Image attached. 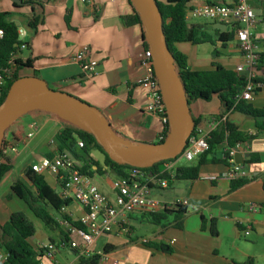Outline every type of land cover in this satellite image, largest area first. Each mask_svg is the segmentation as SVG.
<instances>
[{"label": "crops", "instance_id": "crops-1", "mask_svg": "<svg viewBox=\"0 0 264 264\" xmlns=\"http://www.w3.org/2000/svg\"><path fill=\"white\" fill-rule=\"evenodd\" d=\"M208 1L224 3L228 0H189L186 12ZM247 3L256 19L250 31L258 44L259 53H264V0H247ZM35 7L25 0H0V12H8L6 20L24 31L21 40L26 48L20 50L16 58L22 62L29 60L30 66L20 68L24 70L22 76L34 73L51 89L66 92L94 107L117 133L116 140L120 145L136 149L155 143L162 123L145 110L144 89L134 83L143 73L137 65V54L142 48L140 28L135 24H124L121 19L130 13L128 2L49 0L39 11ZM32 9L39 20L34 29L26 26ZM185 18L187 22L188 18L193 17L186 15ZM200 19V22L187 23L213 35L211 28L214 29L212 26L217 22ZM224 26V32L231 33L228 26ZM231 37L220 49V42L216 41L218 55L213 54V48L208 42H175L174 48L185 56L186 64L192 70H208L213 64H219L233 71L241 63V57L233 35ZM80 45H87L88 57L96 62L89 73H83L71 59ZM237 75L247 78L248 72L243 70ZM251 77L264 79V67L257 63L251 71ZM247 102L254 107L264 106V83H259L257 93ZM188 107L191 116L198 119L197 128L202 131L207 130L210 117L220 113L215 97L208 101L196 100ZM50 114L32 110L22 115L14 124L22 127L20 143H29L31 137L25 139L23 136L31 121L36 123L35 134L38 130L37 121L40 125L51 123L55 133L60 128V122ZM220 119L233 123L247 133L255 130L251 119L231 110L222 114ZM54 149L52 136L42 158L48 157ZM222 150L223 145H218L217 157H221ZM90 155L99 161L102 158L97 151ZM8 158L11 159V156ZM232 161L239 165L235 176L246 180L233 190L229 189L230 180L220 175L226 170L227 163L201 166L199 176L194 180H174L167 188L156 185L148 187L150 198L171 209L175 201L185 200L182 203L185 212L180 221L159 227L142 221V214L148 211L127 213V234L116 229L99 235L89 244L88 253L100 252L103 256L95 264H229L240 263L247 258H251L253 264H264V131L241 143ZM170 165L174 169L179 164L175 160ZM22 168L19 174L9 175V170L0 179V223L5 222L14 211L23 212L27 218L28 213L31 214L26 204L10 191L11 182L23 178ZM109 174H94L97 177L92 175L90 179L101 193L113 200L111 183L116 177ZM210 175L220 176L209 180L206 177ZM42 176L51 188H57L53 177L46 173ZM166 189L169 193L164 192ZM250 204L258 207V210L246 208ZM65 211L71 220L79 219L82 214L74 202L69 203ZM211 221L215 234L209 231ZM31 222L34 234L28 239L29 244L33 248L46 243L54 245L52 258L42 253L41 264H78L79 258L87 257L86 254L77 257L74 249L67 244L61 245L59 230H49L40 221L37 226ZM148 238L154 243L161 241L171 251L164 253L147 246L142 239ZM68 240L80 242L75 233L70 234Z\"/></svg>", "mask_w": 264, "mask_h": 264}, {"label": "trees", "instance_id": "trees-1", "mask_svg": "<svg viewBox=\"0 0 264 264\" xmlns=\"http://www.w3.org/2000/svg\"><path fill=\"white\" fill-rule=\"evenodd\" d=\"M29 4L36 6L39 11L41 5L37 2H30ZM130 6V13L123 16L121 19L124 24H135L141 29L140 19L131 5L129 0H126ZM189 0H154L159 15L161 17V30L163 33L166 48L168 49L174 66V71L179 79L182 91L189 106L190 103L196 100L208 101L211 97H215L220 107V113L215 117L220 118L222 114L231 110L244 117L251 119L254 123L255 130L252 133H247L239 130L236 125L227 121L220 120L213 129L207 133L206 142L207 150L199 154L192 163L179 164L173 169V174L170 183L174 180H194L199 176V168L208 163H226L224 157H217L216 149L220 144L226 146H233L234 143H243L249 139L254 138L258 133L264 131V106L254 107L249 102L244 100L234 101L233 97L243 87L246 79L237 75L234 71L228 70L219 64H213L208 70H192L186 64L185 56L174 48L175 42H191L198 44L208 42L212 46L214 55H218L219 51L215 46L216 41L220 42L222 48L225 42L232 39L231 33L212 29L213 35L199 31L195 25L187 23L185 18L186 4ZM215 3H222L214 1ZM208 1V3H214ZM8 12H0V28L3 30V36L0 39V61L8 57L19 41L17 38V26L6 20ZM37 15L34 14L33 9L30 16L26 20V26L35 28L38 24ZM141 48L146 49L147 44L145 40L141 41ZM16 71L12 78L5 82L2 94L0 96V104L3 102L10 84L20 77L18 70L21 67H29L30 61L14 60ZM258 64L264 67V53L259 54ZM32 75L35 76L33 73ZM253 82L264 83L263 78H252ZM258 88L253 89L256 94ZM52 114V113H51ZM60 122V128L53 135L54 152L68 151L72 158L78 162V171L91 177L94 174L100 175L104 173H111L115 177H128L129 173L135 168L127 164H119L110 160L103 149L95 142L93 136L74 125L68 120L62 119L55 114H52ZM192 120V134L197 125L198 119ZM21 117V116H20ZM16 119L9 124L3 131L0 141V150L6 146H15L21 142L22 127L20 125L14 126ZM112 130V129H111ZM112 133L117 137V133L112 130ZM168 127L167 123L162 124L159 133L160 138L155 142H163L167 138ZM82 141V147L78 148L75 143L77 140ZM97 151L101 154V160H96L90 153ZM53 153L47 156L51 157ZM181 154V153H180ZM174 158L159 160L149 167L137 168L143 173L145 179L147 176H157L159 178H168V173L162 170V164L166 162L175 161L179 156ZM11 159L4 157L0 160V179L11 169ZM23 178H16L10 184V191L22 200L30 213L38 219L44 227L49 230L57 229L61 234L62 245H68L69 231L62 225L58 224L57 219H64L71 226L81 229L82 226L79 220H71L65 207L73 202L71 199H60L55 190L51 188L44 180L42 174H38L30 170L29 166L22 168ZM154 178L147 180V186H155ZM57 186H60V181L56 179ZM246 182L245 179L235 177L230 180L229 189L240 186ZM173 208L164 206L160 211L154 213L142 214V221L149 224H155L159 227H165L172 223L177 224L185 212V207L180 204H174ZM63 208V209H61ZM202 220V219H201ZM203 222V220H202ZM209 231L215 234L213 228V221L210 222ZM34 234L33 223L21 211L11 212L8 219L0 223V250L6 253V259L3 264H36L42 255L43 249L40 247L33 248L28 239ZM145 244L155 250L168 253L170 248L159 241L158 243L151 242L148 238ZM99 256L90 255L88 257H81L78 264H95ZM229 264H253L251 258L245 259L243 262H231Z\"/></svg>", "mask_w": 264, "mask_h": 264}, {"label": "built area", "instance_id": "built-area-1", "mask_svg": "<svg viewBox=\"0 0 264 264\" xmlns=\"http://www.w3.org/2000/svg\"><path fill=\"white\" fill-rule=\"evenodd\" d=\"M30 2H38L41 7L48 4L49 0H29ZM82 2L86 0H80ZM193 18H202L217 23H223L228 26L229 31L233 35V41L239 55L241 63L236 65L233 71L239 74L243 70L248 72V76L240 91L234 95V101L252 99L254 93L253 89L258 88L259 83L253 82L251 79V71L258 63L259 49L256 40L254 39L250 29L254 26L256 19L253 11L247 3V0H228L224 3H203L200 6L189 8L185 14ZM17 38L19 43L14 46L15 49L8 54V57L0 61V96L2 94L5 82L9 81L16 71L14 60L20 50L26 48V44L21 40L24 36V31L17 28ZM3 36V30L0 28V39ZM71 59L77 63L79 69L83 73H89L93 70L96 62L88 57L87 45L78 46ZM137 65L142 69L143 73L138 77L134 83L135 85L144 89L145 110L157 117L160 122L166 123V115L164 104L161 99L160 89L157 79L153 72L151 53L148 48L141 49L137 54ZM220 118L215 116L210 117L207 130L202 131L195 127V130L190 134L186 140L179 157L186 161H192L203 151L207 150L206 142L207 133L214 128L220 121ZM36 123L31 121L28 125V131L24 134L25 139H29L35 134ZM160 136L158 137V139ZM241 143L236 142L233 146L223 145L221 157L226 159L227 168L220 175L228 180L235 178V174L239 169V165L233 163L232 156L238 149ZM75 145L82 147V141L77 140ZM15 152V146H6L0 150V160L9 156L10 153ZM30 170L35 173H46L51 177L60 181V186H57L55 192L60 199H71L76 203L82 211L79 217L81 229L75 228L67 223L64 219H57L58 224L66 228L70 234L75 233L79 237V243L69 241L68 246L76 251V256L83 255H97L99 259L103 256L100 252L88 253V246L92 240L101 234H107L118 229L127 234L129 229L127 227V213L135 210H144L149 213H154L161 210L162 205L158 200L148 196L147 180L154 178L155 185L159 188H167L170 184L173 169L170 162L162 164V170L168 173V178H159L157 176H147L145 179L143 173L135 167L128 175V177H116L111 187L114 192L113 200H109L103 193H101L97 186L91 182L88 175L78 171V164L72 158L68 151L55 152L51 157H43L38 162L30 163ZM220 175H210L206 178L215 180ZM185 200H177L173 203H184ZM172 205V206H173ZM246 208L252 211L258 210V207L250 204ZM63 209V208H61ZM244 233H247L244 231ZM146 239H142L145 242ZM62 245V243H61ZM53 244L46 243L39 246L43 249L42 253L47 258H52ZM6 259V253L0 250V264H3ZM41 259H38L36 264H41ZM111 264H116L112 262Z\"/></svg>", "mask_w": 264, "mask_h": 264}, {"label": "water", "instance_id": "water-1", "mask_svg": "<svg viewBox=\"0 0 264 264\" xmlns=\"http://www.w3.org/2000/svg\"><path fill=\"white\" fill-rule=\"evenodd\" d=\"M129 1L140 19V40H145L151 53L153 72L165 108L167 138L136 149L122 146L109 123L94 107L66 92L51 89L43 79L30 75L15 79L0 104V141L4 129L13 121L29 111L42 110L90 133L115 163L144 168L181 153L193 124L172 57L165 45L161 17L154 0ZM212 27L219 31L225 29L222 23H214Z\"/></svg>", "mask_w": 264, "mask_h": 264}, {"label": "rangeland", "instance_id": "rangeland-1", "mask_svg": "<svg viewBox=\"0 0 264 264\" xmlns=\"http://www.w3.org/2000/svg\"><path fill=\"white\" fill-rule=\"evenodd\" d=\"M193 21L200 22L201 19L200 18H188L187 19V22H193ZM23 72H24L23 69H19L18 70L19 76H22ZM38 125H39V128H38ZM37 129L38 130L36 134L29 139V143L17 144L15 148L16 149L15 153L9 154L12 160V169H10L11 171L9 175H12L15 173L19 174L23 165L30 164L31 162H38L42 158V156H44L43 152L46 149V144L52 138L54 134V125H52L51 123L40 125V122L37 121ZM91 153L95 154V151H91ZM176 163L177 164H187V163H192V161H186L182 157H178L176 159ZM109 176L112 177L113 175L109 174ZM94 177H97V175H94ZM164 192L169 193V190L166 189L164 190ZM28 218L31 221H33L36 226H37V223H40L33 215L29 213H28Z\"/></svg>", "mask_w": 264, "mask_h": 264}]
</instances>
